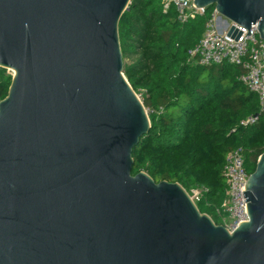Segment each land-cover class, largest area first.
<instances>
[{"label": "water", "instance_id": "water-1", "mask_svg": "<svg viewBox=\"0 0 264 264\" xmlns=\"http://www.w3.org/2000/svg\"><path fill=\"white\" fill-rule=\"evenodd\" d=\"M130 1L0 0V68L13 73L0 101V264H264V153L231 233L179 184L132 175L150 123L122 72ZM192 4L213 7L231 39L252 26L264 39V0Z\"/></svg>", "mask_w": 264, "mask_h": 264}, {"label": "trees", "instance_id": "trees-1", "mask_svg": "<svg viewBox=\"0 0 264 264\" xmlns=\"http://www.w3.org/2000/svg\"><path fill=\"white\" fill-rule=\"evenodd\" d=\"M165 0H131L118 22L123 75L141 94L150 129L132 151V175L143 172L155 183L198 189L195 203L216 225L214 211L225 197L222 168L227 154L240 149L247 173L264 153V115L251 126L240 124L258 112V100L240 82L244 74L227 63L200 66L190 52L201 40L213 7L178 20ZM11 76L0 68V101Z\"/></svg>", "mask_w": 264, "mask_h": 264}, {"label": "built area", "instance_id": "built-area-1", "mask_svg": "<svg viewBox=\"0 0 264 264\" xmlns=\"http://www.w3.org/2000/svg\"><path fill=\"white\" fill-rule=\"evenodd\" d=\"M165 1L164 10L172 3L178 12V20L181 23H185L189 18L202 15L205 11L195 9L192 0ZM217 19L218 14L213 9L210 19L205 24L201 40L190 52V56L200 66H217L227 63L238 66L244 71V74L239 78L240 82L256 96L258 112L240 125L242 127L251 126L260 115H264V39H260L255 26L250 27L248 31L238 28L240 37L237 40L231 39L226 36L228 25L224 32H218ZM247 32L250 35L246 36ZM222 175L226 184V202L219 214L220 225L231 233L241 223L248 220L245 212L246 202H244L242 193L245 192L244 185L250 174L244 167V158L240 149L227 154ZM198 194L195 193L190 197L194 203L201 198V195Z\"/></svg>", "mask_w": 264, "mask_h": 264}, {"label": "rangeland", "instance_id": "rangeland-1", "mask_svg": "<svg viewBox=\"0 0 264 264\" xmlns=\"http://www.w3.org/2000/svg\"><path fill=\"white\" fill-rule=\"evenodd\" d=\"M221 20H223L224 21V18H221ZM6 73L8 74V75H10L11 77L13 76V73L11 72V71H9V70H6ZM137 97H138V99L141 101V99H142V97H141V94L140 95H137ZM186 191V190H185ZM187 192V194L190 196V197H192L195 193H199L198 195L200 196L201 195V193H200V191L199 190H195L194 188H190L188 191H186ZM225 202H226V196L223 198V200L221 201V203H220V205L219 206H217L216 208H215V211H214V216L216 217V218H218V219H220L219 218V214L221 213V208H222V206L225 204ZM217 210H219V212H217ZM207 215V214H206ZM212 219V218H211Z\"/></svg>", "mask_w": 264, "mask_h": 264}, {"label": "crops", "instance_id": "crops-1", "mask_svg": "<svg viewBox=\"0 0 264 264\" xmlns=\"http://www.w3.org/2000/svg\"><path fill=\"white\" fill-rule=\"evenodd\" d=\"M216 27L218 32H224L227 28V23L221 19H217Z\"/></svg>", "mask_w": 264, "mask_h": 264}]
</instances>
